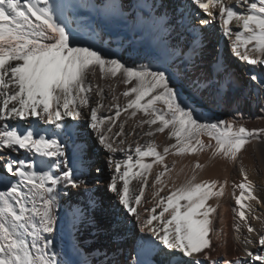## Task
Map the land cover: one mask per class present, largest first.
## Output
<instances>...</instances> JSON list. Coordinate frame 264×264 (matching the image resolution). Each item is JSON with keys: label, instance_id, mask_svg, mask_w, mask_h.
Instances as JSON below:
<instances>
[{"label": "snow or ice", "instance_id": "snow-or-ice-1", "mask_svg": "<svg viewBox=\"0 0 264 264\" xmlns=\"http://www.w3.org/2000/svg\"><path fill=\"white\" fill-rule=\"evenodd\" d=\"M116 28L150 34L153 52L128 63L96 46L98 33ZM214 31L231 41L238 60L264 66V0H0V264H93L78 234L100 203V178L114 201V234L130 231L135 243L122 261L103 252L95 264H218L212 253L222 231L208 201L225 194L227 178L193 176L165 191L157 172L152 206L142 201L152 167L146 158L164 164L171 152L205 151L235 174L232 226L242 255L223 264H264V231L251 222L260 219L251 204L259 198L243 166L252 142L264 143V127H247L239 109L221 119L200 104L206 95L232 102L228 68L204 58ZM97 73L112 81L107 94L94 84ZM249 82L264 93V76L251 72ZM117 85L125 86L119 94ZM122 113L137 119L131 132L127 121L116 123ZM80 120L105 153L107 175L78 139ZM135 129L175 142L162 152L151 141L130 142ZM61 233L67 258L57 251Z\"/></svg>", "mask_w": 264, "mask_h": 264}, {"label": "bare ground", "instance_id": "bare-ground-1", "mask_svg": "<svg viewBox=\"0 0 264 264\" xmlns=\"http://www.w3.org/2000/svg\"><path fill=\"white\" fill-rule=\"evenodd\" d=\"M128 2L129 0H124V3L127 4ZM70 23L72 22L70 21ZM72 26L77 27L78 25L73 23ZM229 26L235 27V21L231 22ZM226 39L228 38L226 37ZM94 42L97 47L102 48L106 52L119 55L124 61H127L128 63H131L132 60H136L139 57L148 55L154 50V41L150 34L145 33L143 38H140L139 36L134 35V33L128 29L122 28L113 29L110 33H98L94 37ZM246 47L252 49L253 52L255 51L253 45L251 44L247 45ZM241 50H244L243 45L241 46ZM255 55L259 54L256 53ZM130 57L131 59H129ZM232 61L233 64L228 67V70L234 81L233 88L230 93L232 102L229 103L228 101L217 100V102L214 103L212 99L206 95L205 97L200 98L202 110L209 115L219 117L221 119H231V115H226V113H234L237 111V109H239V112L243 113V120L247 127H264V100H259L256 88L249 82V75L251 72H255L257 75L264 76V66L259 64L250 65L246 62L238 60L236 57ZM111 82L112 81L109 79H101L99 73H97L94 80V84L103 87L106 94L108 92V85L111 84ZM124 88V85H117V94L121 93ZM120 102L123 103V97H120ZM123 121H127V123L124 125L125 131L131 132L135 128L137 119L129 118L125 113H122L121 118H119L116 123L120 124ZM78 125V139L82 145H85L89 148V154L93 163V167H101L105 175H107L110 169L106 166L105 153L96 143L95 135L91 133L86 127L85 121L80 120ZM76 128L77 125L73 124V129ZM135 132L136 135L127 137L130 142L138 140L142 145H144L151 141L158 146L157 150L161 152L163 147L167 146V144L175 142L165 134L154 133L152 137H147L140 134L141 129H135ZM201 138L207 140L206 136ZM72 139H77V137L73 136ZM68 142L71 143V140ZM261 149L264 150V143H261L260 141H253L252 145L248 148L247 153L244 155L243 166L248 172L253 164L252 153L256 151L259 152ZM251 151L253 152L251 153ZM116 157L117 159H124V154L117 153ZM209 159L210 153L207 151L198 154H177L175 152H171L165 156L164 164H160L158 162L153 163L152 161L154 158H146V162L151 163L152 167L148 175L149 183L148 185L144 186L145 196L142 197V201L145 199L149 201V203L144 204V207L150 208L152 206L151 202H153L154 199L153 191L155 190L152 188V184L155 183V174L157 172H164V175L161 176L160 184L157 185V188L164 187L166 191H168L172 185L179 186L192 180V177L195 176L197 163L201 165L199 169L202 168L203 171L200 174V179H198L200 181H223L225 178L230 179L234 177L235 174L232 172L230 164H225L224 161L216 158L213 164L209 165ZM165 164L168 166L167 169H165ZM136 170L137 169H133V171ZM135 183L136 181L134 180L133 184ZM95 189L96 199L100 203L95 211L91 213L90 220L85 221L80 227L78 236L79 242L82 245L81 251L90 262H93V264H95L97 256L103 252H108L109 257L114 260L122 261L127 257L126 251L131 249L135 243L133 233L125 230V234L120 235L119 237L114 234L116 225L113 224L112 213L116 211V209L113 207L114 201L110 200L109 198L111 194L104 190L105 181L103 178H100L96 181ZM220 199L212 204L213 206H217V209L221 208L219 212V220L222 221V228L219 230H221L225 235H228L229 233L232 234L234 232L232 226V210L227 211L226 206L228 207L229 203L226 200ZM157 211H159V209ZM256 213L258 212L254 211V214ZM214 214L215 213L212 215L214 216ZM244 235H248V233L245 231ZM66 240L67 237L63 233L56 237L57 251L61 252V258H67L66 253L69 252V249L66 245ZM221 240V243L225 245V249L227 250L225 259L234 260L236 259L237 255H242V252H237V244L240 242L235 241L231 236L227 238L222 236ZM129 243H131V246H129ZM220 245L221 244L218 243V246L214 249L212 256L218 262V264H223L224 260H222V258L219 259L218 257V248ZM111 247L113 249H111ZM72 258L79 259V257L74 255ZM176 259L179 260L180 257L178 256Z\"/></svg>", "mask_w": 264, "mask_h": 264}, {"label": "rangeland", "instance_id": "rangeland-1", "mask_svg": "<svg viewBox=\"0 0 264 264\" xmlns=\"http://www.w3.org/2000/svg\"><path fill=\"white\" fill-rule=\"evenodd\" d=\"M204 58L205 60H213V61L219 59L220 62L225 64L226 67L228 68L229 66H231V64H233L232 60L235 59V56L231 52V41L229 39H226V37L223 36L220 32L214 31V34L211 36V43L204 53ZM258 98L259 100H264V93L258 94ZM253 151H251V153ZM252 158H253V164L248 173H249L250 180L254 184L255 193L259 199L251 201V204L253 206V216H259L260 221L253 218L251 222L254 226L257 227L259 231H264V202H262L264 201V150L261 149L259 152L257 151L253 152ZM215 159L216 158H210L209 165H212ZM202 172H203L202 168L199 169L196 167L195 182H200V180L198 179H200V174ZM232 183H233V178L228 179V187H226L225 189V194L218 198L213 197L212 200L210 199L208 201V203L214 204L215 202H217V200L221 198L223 200H226L229 203V206L228 207L226 206V210L227 211L232 210V208L235 206L234 196L232 195V188H231ZM238 191L239 190H237L236 194H238ZM162 195H163V192H162ZM220 209L221 208L217 209V213L214 214V217H216L215 226L217 229L222 228V225H221L222 221L219 220ZM254 211L258 213L254 214ZM245 231L246 229H244V232ZM222 236L224 238L231 236L234 239L235 232H233L232 234L229 233L228 235L227 234L225 235L222 233ZM221 242L222 240L217 242L221 244L218 248V257L219 259L222 258V260H225L227 250L225 249V245H223ZM129 246H131V243H129ZM111 249L113 248L111 247ZM129 251L130 249L126 251L127 252L126 255H128Z\"/></svg>", "mask_w": 264, "mask_h": 264}]
</instances>
